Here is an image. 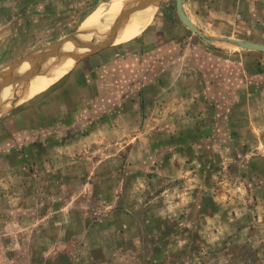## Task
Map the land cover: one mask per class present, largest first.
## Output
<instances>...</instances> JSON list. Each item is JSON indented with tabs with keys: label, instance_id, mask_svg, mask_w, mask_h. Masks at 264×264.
<instances>
[{
	"label": "rangeland",
	"instance_id": "374dc122",
	"mask_svg": "<svg viewBox=\"0 0 264 264\" xmlns=\"http://www.w3.org/2000/svg\"><path fill=\"white\" fill-rule=\"evenodd\" d=\"M112 1L0 0V73ZM201 2L264 44V0ZM156 15L0 99L17 94L0 110V264H264V51L211 29L217 49L194 46L176 0Z\"/></svg>",
	"mask_w": 264,
	"mask_h": 264
},
{
	"label": "bare ground",
	"instance_id": "6f19581e",
	"mask_svg": "<svg viewBox=\"0 0 264 264\" xmlns=\"http://www.w3.org/2000/svg\"><path fill=\"white\" fill-rule=\"evenodd\" d=\"M155 6L154 2L151 1L143 4L142 0H113L106 12H102L103 15H101V17L97 18L90 16L86 20L89 22L90 20L96 19L99 21L103 20L104 22L95 27L83 29L82 32L84 33H81L79 37L84 41H99L104 39L115 17L122 12L130 11L131 13H129L126 18L122 19L119 29L116 31L114 38L112 39L118 42L127 40L134 32H127L125 30H132L135 27L138 29L142 25L146 24L149 21ZM137 7H140V9H137ZM86 31H90V33H85ZM84 51H86V48H77L72 44V42H66L61 47L57 56L49 57L33 74L27 76L28 78L26 76L22 77L21 80L19 78H15L16 92L19 88V96L22 99H25L45 90L57 81L67 70L71 69L76 62V58ZM26 64L28 65V62L22 63L14 73L20 74L23 72L26 69L23 68ZM11 84H13V82H10L9 84L7 82L5 83V86L0 93L1 100H3V98L6 99V95L9 94L7 91L10 90L9 87ZM16 92L9 100L0 103L1 111H4L7 106L16 103Z\"/></svg>",
	"mask_w": 264,
	"mask_h": 264
},
{
	"label": "water",
	"instance_id": "95a60500",
	"mask_svg": "<svg viewBox=\"0 0 264 264\" xmlns=\"http://www.w3.org/2000/svg\"><path fill=\"white\" fill-rule=\"evenodd\" d=\"M151 2H154L155 5L158 4L159 0H150ZM183 1L184 0H176V9H177V13L179 15V18L181 19V21L188 27V29H190L191 31H193L194 33H196L199 37H201L204 41H206L209 44H216L213 41L212 37L207 36L204 32H202V30H200L186 15L184 8H183ZM137 9H140V7ZM136 9V10H137ZM131 13L130 11L127 12H122L120 14H118L115 19L113 20L112 24L110 25V28L105 36L104 39L99 40V41H94V40H90V41H84L82 40L79 35L81 33V31H78L76 33H73L71 35H68L67 37H64L63 39H60L58 41H56L54 44H52L51 46L45 48L44 50L38 52V53H32V54H28L26 55L23 59H21L20 61H18L17 63L14 64V67L12 66L9 70L0 73V77L1 78H6L0 82V87L5 83V82H14L15 78H19L20 80L22 79V77L24 76H30L31 74H33L39 67L40 65L45 62L49 57L52 56H57L61 47L66 43V42H72V44L77 47V48H86V51H84L83 53H81L79 55V57L76 58V61L80 60L82 57H84L85 55H87L90 52L99 50L107 45H111V40L114 38V35L116 33V31L119 29V26L121 24L122 19L126 18V16ZM85 33H90L89 32H85ZM217 40L220 41H224L230 44H234V45H238L244 48H249V49H253V50H258V51H264V44L261 43H257V42H253L250 40H246V39H242V38H234V37H226V36H216L214 37ZM26 60H34V61H38V65H36L35 67H33L32 69H30L29 71H24L21 72L20 74H18L17 76L14 77H8L11 74H14L15 70L18 69V67H20V65L24 62H26ZM15 75V74H14ZM6 80V81H5ZM4 82V83H2ZM13 105V104H12Z\"/></svg>",
	"mask_w": 264,
	"mask_h": 264
},
{
	"label": "crops",
	"instance_id": "0c3cea01",
	"mask_svg": "<svg viewBox=\"0 0 264 264\" xmlns=\"http://www.w3.org/2000/svg\"><path fill=\"white\" fill-rule=\"evenodd\" d=\"M202 0H184L183 1V8H184V11L186 13V15L188 16V18L200 29L202 30L205 34H206V29H211L213 30L214 32H217V33H221L219 36H225L227 35V37H233V36H236L237 34H234L232 31H226L223 27H222V23L223 22H220L218 21V17L216 15V12H212V9H206V3H203L201 2ZM209 4H211V6L213 7L215 4L211 3V0H207ZM186 3L189 5V10L188 11L186 9ZM202 9V10H201ZM229 14V13H228ZM154 16H157L156 15V6L154 7L153 9V12H152V15L150 16V19H149V24L151 23V21L153 20ZM240 16V14H239ZM237 17V16H236ZM222 18V17H221ZM236 18L234 19H231V18H227V21L229 22H234ZM226 20V19H224ZM238 20V19H236ZM147 22V23H148ZM184 24V23H183ZM224 24V23H223ZM234 24V23H233ZM149 26V25H148ZM148 26L144 29L146 30L148 28ZM164 25H162V28H167L166 26L163 27ZM174 26L177 27V29L181 30L184 29V31L186 30L184 27H181L180 25H178L176 22H174ZM185 26L186 28H188L185 24L183 25ZM160 28V27H159ZM143 30V31H144ZM170 29H167V31H169ZM188 30V29H187ZM186 32V31H185ZM192 34H195L196 35V38H198V40H200L198 43H194V46L195 45H200V47L204 48L206 47V45L204 43H200L202 41H204L201 37H199L196 33H194L193 31H191ZM224 34V35H223ZM207 35V34H206ZM208 36V35H207ZM134 37H131L129 40L133 39ZM190 38H192V35H190ZM128 40V41H129ZM126 41V42H128ZM124 42V43H126ZM206 42V41H204ZM124 43H119L120 44H124ZM114 45H118V44H114ZM208 46L212 47L214 50L217 49L216 46H214L213 44H209L208 43ZM131 47H127V49H130ZM125 49V50H127ZM75 65V64H74ZM73 65V66H74ZM73 68V67H72ZM71 68V69H72ZM71 69L67 70L65 73H68ZM64 73V74H65ZM63 76V75H62ZM61 76V77H62ZM60 77V78H61ZM59 78V79H60ZM38 94V93H37ZM18 103V102H17Z\"/></svg>",
	"mask_w": 264,
	"mask_h": 264
}]
</instances>
